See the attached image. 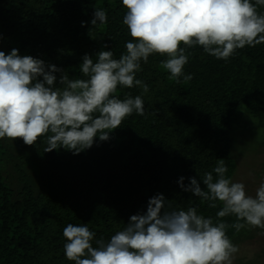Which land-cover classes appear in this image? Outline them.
Here are the masks:
<instances>
[{
  "label": "trees",
  "instance_id": "trees-1",
  "mask_svg": "<svg viewBox=\"0 0 264 264\" xmlns=\"http://www.w3.org/2000/svg\"><path fill=\"white\" fill-rule=\"evenodd\" d=\"M95 8L106 10V25L91 26ZM257 9L264 13V6ZM125 12L121 0H0V51L17 48L63 68L69 79L84 78V54L94 57L104 44L115 59L126 52L132 38L122 23ZM82 21L88 23L82 27ZM186 52L183 71L190 81L169 79L160 67L167 57L153 54L136 73L149 85L147 93L118 86L121 99L142 95L145 115L127 117L108 141L97 137L90 149L73 155L63 148L44 152L43 137L32 146L0 140V264H73L63 252L68 223H86L96 233L94 246L96 239L107 242L157 193L167 200L165 210L194 206L216 221L222 204L209 208L178 180L184 177L187 186L196 177L203 188L200 177L224 159L225 175L234 181L237 153L264 152V44L238 49L227 61L198 45ZM247 116L258 141L236 136ZM222 219L236 222L234 216ZM252 231L246 225L226 234L238 246L253 238Z\"/></svg>",
  "mask_w": 264,
  "mask_h": 264
},
{
  "label": "clouds",
  "instance_id": "clouds-1",
  "mask_svg": "<svg viewBox=\"0 0 264 264\" xmlns=\"http://www.w3.org/2000/svg\"><path fill=\"white\" fill-rule=\"evenodd\" d=\"M121 3L126 9L122 23L132 40L126 41V52L119 59L105 50L108 44L94 57L84 54L79 65L84 78L69 79L63 68L21 55L17 48L7 54L0 51V140L22 139L32 146L43 137L44 152L63 148L78 155L90 149L97 137L108 141L110 133L133 113L145 115L142 95L121 99L116 93L118 86L149 91L136 73L150 55L166 56L160 67L179 83L181 77L185 82L193 78L183 71L188 48L202 46L208 55L227 61L238 49L264 44V13L257 9L264 0ZM107 22L106 10L95 8L91 26ZM87 23L82 21L81 26ZM213 172L200 177L203 188L196 177H189L187 186L180 177L178 184L201 203L208 202L209 208H216L217 201L222 204L215 222L198 214L194 206L165 210L167 200L157 193L149 198L146 211L131 215L107 242L96 239L94 246L96 233L86 223H68L63 229L65 258L73 264H233L239 248L226 229L239 232L247 225L264 230V178L250 195L243 182L226 177L224 159H218ZM227 216H234L236 222L227 224L222 219Z\"/></svg>",
  "mask_w": 264,
  "mask_h": 264
},
{
  "label": "rangeland",
  "instance_id": "rangeland-1",
  "mask_svg": "<svg viewBox=\"0 0 264 264\" xmlns=\"http://www.w3.org/2000/svg\"><path fill=\"white\" fill-rule=\"evenodd\" d=\"M251 123L248 116L245 117L241 128L236 133L238 138L243 139V143L249 140H259L256 134L257 128L256 130L252 129L253 124ZM257 147L254 148L257 149ZM237 155V162L240 166L235 180L237 179L238 182L247 185L252 190L251 193L246 187L247 193L254 195L255 189L259 186L261 179L264 178V152L258 150L254 155L244 154L243 156L238 153ZM252 234L254 235L253 238L238 245L239 251L235 254L233 264H264V230L253 228Z\"/></svg>",
  "mask_w": 264,
  "mask_h": 264
}]
</instances>
